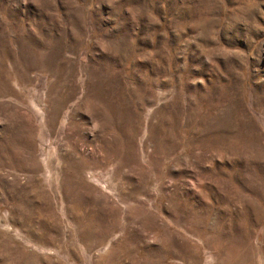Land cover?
<instances>
[{"label":"rangeland","instance_id":"rangeland-1","mask_svg":"<svg viewBox=\"0 0 264 264\" xmlns=\"http://www.w3.org/2000/svg\"><path fill=\"white\" fill-rule=\"evenodd\" d=\"M0 264H264V0H0Z\"/></svg>","mask_w":264,"mask_h":264}]
</instances>
